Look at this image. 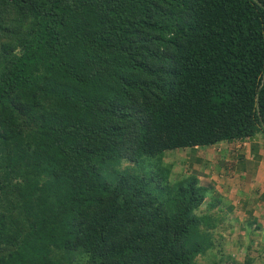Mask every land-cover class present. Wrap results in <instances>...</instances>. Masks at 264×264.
<instances>
[{
  "label": "trees",
  "instance_id": "trees-1",
  "mask_svg": "<svg viewBox=\"0 0 264 264\" xmlns=\"http://www.w3.org/2000/svg\"><path fill=\"white\" fill-rule=\"evenodd\" d=\"M263 133L264 0H0V264H264L160 164Z\"/></svg>",
  "mask_w": 264,
  "mask_h": 264
},
{
  "label": "crops",
  "instance_id": "crops-1",
  "mask_svg": "<svg viewBox=\"0 0 264 264\" xmlns=\"http://www.w3.org/2000/svg\"><path fill=\"white\" fill-rule=\"evenodd\" d=\"M203 148L181 150L187 163L183 176L194 175L198 185L206 190L202 205H219V209L205 207L218 214L226 222L228 233L240 241L235 249L244 251L245 246H251L252 253L263 251L264 133L242 142Z\"/></svg>",
  "mask_w": 264,
  "mask_h": 264
},
{
  "label": "rangeland",
  "instance_id": "rangeland-1",
  "mask_svg": "<svg viewBox=\"0 0 264 264\" xmlns=\"http://www.w3.org/2000/svg\"><path fill=\"white\" fill-rule=\"evenodd\" d=\"M203 149H205V147ZM182 155L183 154H182V151L180 149L164 152L161 156L160 164H161V166H164V167H173V169L177 168V171L185 172V171H187V163L184 161V158L182 157ZM188 175L189 174H187L186 176H188ZM212 201L215 202L214 200H212ZM206 205L209 207L211 204H206ZM205 206L202 205V209L204 212L206 210H208V207H205ZM220 206H224V204L221 203ZM204 207H205V209H204ZM213 207H216L217 209H219V205L217 203H215L214 205H211L210 208H213ZM239 255H241V254H239Z\"/></svg>",
  "mask_w": 264,
  "mask_h": 264
}]
</instances>
